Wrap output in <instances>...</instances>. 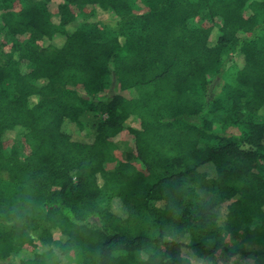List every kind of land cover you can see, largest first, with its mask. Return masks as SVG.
Returning <instances> with one entry per match:
<instances>
[{"label":"trees","instance_id":"obj_1","mask_svg":"<svg viewBox=\"0 0 264 264\" xmlns=\"http://www.w3.org/2000/svg\"><path fill=\"white\" fill-rule=\"evenodd\" d=\"M25 1L0 0V264H264V0Z\"/></svg>","mask_w":264,"mask_h":264},{"label":"rangeland","instance_id":"obj_2","mask_svg":"<svg viewBox=\"0 0 264 264\" xmlns=\"http://www.w3.org/2000/svg\"><path fill=\"white\" fill-rule=\"evenodd\" d=\"M25 2L27 5H33L34 4L33 0H26ZM58 4H60V0H51L49 4H46L45 10L49 15H51V17L53 18L54 21H57V18H58L57 17V5ZM19 7L20 6L18 5V9H19ZM73 12H74V14L78 20L83 19L88 14V10H84L82 12L77 8L75 10L73 9ZM243 12H244V14H248L247 9H245ZM201 23H203L202 15L199 16V18L191 21L192 25H198ZM101 28H103L105 30V27L103 25ZM5 41H6V46L4 47V51H9L11 41L8 40V38ZM233 58H234V60H236V62L239 61L238 57H233ZM105 96L109 97L110 92H107ZM102 118H105V116L103 115ZM216 131L218 134H220L222 136H226V137H230L232 134H236V130H234L232 128L217 127ZM13 145H14V147L16 146V147L20 148L21 154H26L28 147H27V143H26L24 138H19L16 140H9V142H7L5 144L4 150L6 152H8ZM127 153H134V149L132 146L130 136L126 132H123V133L119 134L114 139V144H113L111 154L115 159H118L119 161H124ZM59 259H60L62 264H78L77 260L74 259L73 255H70V257L59 256ZM206 264H208V263H206Z\"/></svg>","mask_w":264,"mask_h":264}]
</instances>
